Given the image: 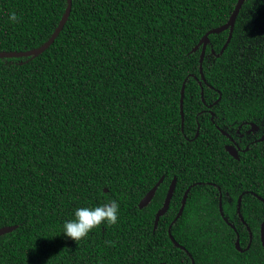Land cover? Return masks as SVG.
Returning a JSON list of instances; mask_svg holds the SVG:
<instances>
[{
  "label": "trees",
  "instance_id": "trees-1",
  "mask_svg": "<svg viewBox=\"0 0 264 264\" xmlns=\"http://www.w3.org/2000/svg\"><path fill=\"white\" fill-rule=\"evenodd\" d=\"M237 2L72 0L46 51L0 58V229L15 227L0 264H264V137L240 159L225 147L252 123L264 134V0L245 1L223 52L229 30L209 35L204 79L194 51ZM67 4L0 0V52L43 46ZM112 200L117 224L64 235L76 209Z\"/></svg>",
  "mask_w": 264,
  "mask_h": 264
},
{
  "label": "water",
  "instance_id": "water-1",
  "mask_svg": "<svg viewBox=\"0 0 264 264\" xmlns=\"http://www.w3.org/2000/svg\"><path fill=\"white\" fill-rule=\"evenodd\" d=\"M245 1L246 0H238L236 6L234 8V11L232 12V15L230 16V19L228 20V22L226 24H224L223 26H221V27L209 30L203 36V38L201 39L199 44L194 48V51H196L200 47H202V52H201V56H200V70H201V75H202L203 79H204V75H203V70H202V63H203V60H204V57H205V51H206V47H207V44H208L209 35L212 34V33L218 34V33H221L222 31L229 30V36H228L227 41H226V43L223 46L222 51H221V52H223L227 48L228 44L230 43V40H231V37H232V34H233V30H234V27H235L236 19H237L239 13H240V10H241L243 4L245 3ZM71 9H72V0H68L66 11H65V13H64V15H63L58 27L56 28L53 36L43 46H41L40 48H38L36 50L30 51V52H0V58H3V57H29V56H33V55L37 56V55L42 54L44 51H46L54 43L56 38L59 36L60 32L64 28V26H65V24H66V22H67V20H68V18L70 16ZM184 91H185V84L182 87L181 99H180V112H181V119H182L181 120L182 121V127L184 126V112H183ZM253 127H256V125L253 124ZM196 136H198V133L196 134ZM226 149L228 150V152L232 156L237 157L236 149L234 148V146L228 145L226 147ZM162 181H163V178H161L156 183V185L147 193V195L141 200V202L139 203V208L140 209L146 207L151 202V200L153 199V197H154L159 185L162 183ZM176 182H177V179L174 178L172 183H171V185H170V187H169V190H168L167 196L165 198L164 204H163L162 208L156 214L154 231L156 230V228L158 226V222H159L160 217H162L167 212V210L169 208L173 193H174L175 188H176ZM192 187H193V185L190 186L186 190V192L184 194V197H183L182 206L180 208V211L177 214V216L174 219V221L172 222V224L174 222H176L180 218V216L183 214V211H184V208H185V205H186V202H187L188 194H189V192H190ZM259 199L263 200L261 197H259ZM241 202H242V196H240L239 199H238V209L237 210H238L239 216L241 217L242 221L244 222L243 217L241 215ZM219 207H220V213H221L222 217L224 218V220L228 223V225L232 229H234L236 231V227L233 224H231L224 216L222 197H220ZM172 224H171V226H172ZM171 226H170V228H171ZM14 229H15V227H3V228L0 229V236H2L4 234H7V233H10ZM169 236H170L172 242L176 246L182 248L175 241V239L171 235V231L170 230H169ZM251 241H252V234H251L250 244H251ZM261 243H262V247H263V250H264V222L262 223V226H261ZM250 244H249V246H250ZM235 246H236V249L238 251H240V252L244 251V249H242L241 246H240L239 236L237 238ZM249 246H248V248H249Z\"/></svg>",
  "mask_w": 264,
  "mask_h": 264
},
{
  "label": "clouds",
  "instance_id": "clouds-1",
  "mask_svg": "<svg viewBox=\"0 0 264 264\" xmlns=\"http://www.w3.org/2000/svg\"><path fill=\"white\" fill-rule=\"evenodd\" d=\"M17 16L13 12L9 16V20L13 23L17 22ZM119 203L112 200L94 208L81 207L75 210V219L66 221L63 224L64 235L75 241L85 239L88 234L101 224L115 225L118 222Z\"/></svg>",
  "mask_w": 264,
  "mask_h": 264
},
{
  "label": "flooded vegetation",
  "instance_id": "flooded-vegetation-1",
  "mask_svg": "<svg viewBox=\"0 0 264 264\" xmlns=\"http://www.w3.org/2000/svg\"><path fill=\"white\" fill-rule=\"evenodd\" d=\"M258 131H259L258 126L253 127V123H252L243 132L240 131V129L237 130V136L238 137L236 140L227 134V136L231 140V143L225 145V147H227L228 145L234 146V148L236 149V153H237V157H235V158L240 159L241 154L246 152L247 146H249L250 144L262 141L264 134H262V136L258 137V134H257Z\"/></svg>",
  "mask_w": 264,
  "mask_h": 264
}]
</instances>
